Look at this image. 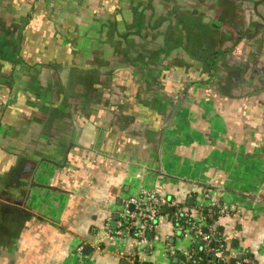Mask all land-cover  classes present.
Masks as SVG:
<instances>
[{
    "label": "crops",
    "instance_id": "crops-1",
    "mask_svg": "<svg viewBox=\"0 0 264 264\" xmlns=\"http://www.w3.org/2000/svg\"><path fill=\"white\" fill-rule=\"evenodd\" d=\"M158 8L0 0V264L193 261L183 217L143 241L116 234L121 205L142 186L165 208H195L206 190L228 206L211 219L227 264H264V35L247 40L264 34V15L252 10L263 23L252 18L249 35L233 23L236 38L207 57L185 42L181 27L195 24L176 28ZM235 11L247 26V10ZM220 62L250 71L222 82Z\"/></svg>",
    "mask_w": 264,
    "mask_h": 264
},
{
    "label": "rangeland",
    "instance_id": "rangeland-1",
    "mask_svg": "<svg viewBox=\"0 0 264 264\" xmlns=\"http://www.w3.org/2000/svg\"><path fill=\"white\" fill-rule=\"evenodd\" d=\"M156 1L158 5L161 6V8H158V10H160L159 14H161L164 17H167L169 21L172 20L173 25L176 24L177 18H179L178 22L195 24L196 27L194 29L192 27V33L189 30H185L183 26L181 27V30L185 37V42L187 41L191 42L189 52H191V55L193 56L207 55V57H209L210 56V55L208 56L209 52H212L216 48L218 49L219 46L221 45L223 46L222 44L223 41L227 40V39H223V37H229L230 40L236 38L238 31L236 32V30L234 29L233 23L234 25L240 26L241 32L244 35L251 34L253 32L252 18H254L256 21L260 20L262 22L261 17H258L256 16V14L251 13L252 10H258L260 13L264 15V7H263L264 0H257L256 4L259 3L258 6L253 5L254 0H217V5L216 6L213 5V7H211L212 5L211 0H156ZM210 7L213 8L212 9L213 11H211ZM191 9H197L196 13H192L193 10ZM237 9L247 10L248 13L246 14L248 18L247 26L245 24V22L247 21V20L245 21V17L243 18L244 19L243 23L239 18L235 17L234 13L236 12L235 10ZM156 16L157 15L155 13L153 20H156L155 18ZM162 16L161 17L159 16V18H157V22L160 19L164 18ZM204 16L209 18L207 21H205L204 23L205 25L202 24L203 23L202 18ZM84 18L85 19L89 18V15L87 16L84 15ZM212 21L218 23L217 28L211 26ZM204 26H206L205 29ZM150 33H151L150 31H147L145 34L149 36ZM172 33L173 35L176 33V31L173 28H172ZM257 34L264 35L263 32L258 31L254 34V36ZM254 36L251 37V39H247L250 40L251 44L254 43L257 44L259 40L257 36L255 37ZM243 38L246 40L245 37ZM176 53L177 52L175 51L174 54ZM176 58L178 59L181 57L176 56L174 60H176ZM200 64L201 63H199L198 65ZM235 66L236 67L231 66V64L228 65L222 64L217 67V71L219 73H223L222 75L218 73V75L224 77L223 79L221 78L222 82H227L228 80H230L231 77L234 76L237 77L239 76V74L247 75L250 71L247 68L241 70V68L239 67L240 65L235 64ZM184 69L191 70L192 72L191 76H194L195 73L193 72L194 71L196 72L197 65L193 63H189L185 65ZM200 69L202 70V64L200 66ZM175 74L176 75L180 74V71H175Z\"/></svg>",
    "mask_w": 264,
    "mask_h": 264
},
{
    "label": "built area",
    "instance_id": "built-area-1",
    "mask_svg": "<svg viewBox=\"0 0 264 264\" xmlns=\"http://www.w3.org/2000/svg\"><path fill=\"white\" fill-rule=\"evenodd\" d=\"M199 201L195 208L184 206L177 200L172 202L173 211L164 212L162 204L155 190L151 187L142 186L138 194L129 195L124 200L119 210L120 219L116 234L122 237L129 229H134L143 241L146 234L157 222L162 219L179 220L183 217L191 232L198 237L205 250H212L214 256L219 259V264H227L224 257L225 245L221 239L215 237V225L207 219L211 218L216 211L218 214L226 212L227 205L219 202V199L211 196L206 190L198 192ZM219 241L218 247H211V241ZM80 248H78L79 250ZM202 258L197 256L193 262H199ZM243 263H251L250 259H243ZM237 264H241L238 262Z\"/></svg>",
    "mask_w": 264,
    "mask_h": 264
},
{
    "label": "trees",
    "instance_id": "trees-1",
    "mask_svg": "<svg viewBox=\"0 0 264 264\" xmlns=\"http://www.w3.org/2000/svg\"><path fill=\"white\" fill-rule=\"evenodd\" d=\"M176 19V18H175ZM176 28H179L178 27V25L179 24H181V22H178L179 21V18H177L176 19ZM215 23H217V22H215ZM165 207H163V211L164 212H166V211H168L169 213H171L172 211H173V208H168V207H166L165 209H164ZM218 213V212H217ZM216 216V214H214L211 218H208L207 220L210 222L211 221V219L212 218H214ZM195 236V235H194ZM215 237L216 238H219V233H218V231H216L215 230ZM195 249H197L196 251H197V256H200L202 259L197 263V262H193V261H191V260H189V261H187L185 264H219L220 263V261H219V259L218 258H216L215 256H214V254H213V252H212V250H205L204 249V245L202 244L201 245V240L198 238V237H196L195 236ZM220 242V240L219 241H215V240H213V241H211L210 243H209V246H211V247H218V245L220 244L219 243ZM199 245H201V246H199ZM194 258V257H193ZM244 258V257H243ZM243 261V259L241 258V259H239V262H241V264H247V263H243L242 262ZM237 264V263H236Z\"/></svg>",
    "mask_w": 264,
    "mask_h": 264
},
{
    "label": "water",
    "instance_id": "water-1",
    "mask_svg": "<svg viewBox=\"0 0 264 264\" xmlns=\"http://www.w3.org/2000/svg\"><path fill=\"white\" fill-rule=\"evenodd\" d=\"M204 19L207 20L208 18L205 17ZM238 256H240V255H238ZM230 264H233V259L230 260Z\"/></svg>",
    "mask_w": 264,
    "mask_h": 264
}]
</instances>
